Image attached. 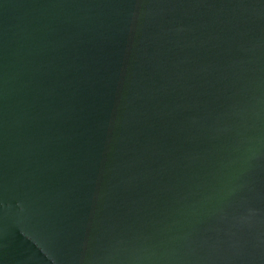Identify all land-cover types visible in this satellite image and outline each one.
I'll return each instance as SVG.
<instances>
[{"label": "water", "instance_id": "obj_1", "mask_svg": "<svg viewBox=\"0 0 264 264\" xmlns=\"http://www.w3.org/2000/svg\"><path fill=\"white\" fill-rule=\"evenodd\" d=\"M0 264H264V0H0Z\"/></svg>", "mask_w": 264, "mask_h": 264}]
</instances>
